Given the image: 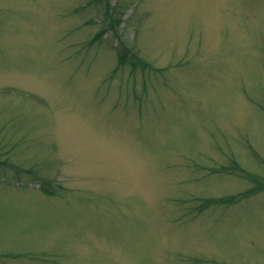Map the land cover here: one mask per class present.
Segmentation results:
<instances>
[{
	"label": "rangeland",
	"instance_id": "rangeland-1",
	"mask_svg": "<svg viewBox=\"0 0 264 264\" xmlns=\"http://www.w3.org/2000/svg\"><path fill=\"white\" fill-rule=\"evenodd\" d=\"M0 264H264V0H0Z\"/></svg>",
	"mask_w": 264,
	"mask_h": 264
}]
</instances>
